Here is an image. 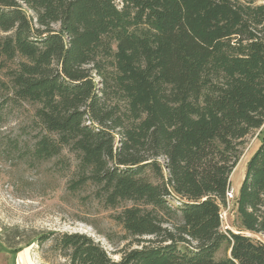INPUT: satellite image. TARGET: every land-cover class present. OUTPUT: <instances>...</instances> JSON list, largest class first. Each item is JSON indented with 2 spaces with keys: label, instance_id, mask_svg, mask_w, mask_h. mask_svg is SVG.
I'll use <instances>...</instances> for the list:
<instances>
[{
  "label": "trees",
  "instance_id": "trees-1",
  "mask_svg": "<svg viewBox=\"0 0 264 264\" xmlns=\"http://www.w3.org/2000/svg\"><path fill=\"white\" fill-rule=\"evenodd\" d=\"M121 1L0 0V57L15 64L0 91L35 105L40 128L8 148L32 166H70L68 150L72 190L132 202L116 215L133 242L119 259L82 232L35 241L68 264H264V239L244 233L264 235V134L235 197L240 232L221 217L240 146L264 124V4Z\"/></svg>",
  "mask_w": 264,
  "mask_h": 264
},
{
  "label": "rangeland",
  "instance_id": "rangeland-1",
  "mask_svg": "<svg viewBox=\"0 0 264 264\" xmlns=\"http://www.w3.org/2000/svg\"><path fill=\"white\" fill-rule=\"evenodd\" d=\"M252 1L264 4V0ZM116 2L122 6L121 0ZM14 65L0 57L1 75ZM34 112L35 105L8 101L0 91V264H68L51 242L35 241L37 233L47 230L86 233L100 242L112 258L119 259L120 251L133 246V242L125 238L126 230L116 215L132 202L111 207L98 197L92 183L72 190L70 182L75 177L77 160L68 150L64 155L70 166L58 164L57 159L32 166L8 148L6 143L11 138L19 139L22 145L34 141L40 129L34 122ZM263 134L264 124L248 134L240 146L241 155L230 177L233 196L227 194V204L222 208L223 231L240 232L235 197ZM244 233L264 239V235ZM230 254L229 243L225 242L216 258Z\"/></svg>",
  "mask_w": 264,
  "mask_h": 264
},
{
  "label": "built area",
  "instance_id": "built-area-1",
  "mask_svg": "<svg viewBox=\"0 0 264 264\" xmlns=\"http://www.w3.org/2000/svg\"><path fill=\"white\" fill-rule=\"evenodd\" d=\"M227 194H228L230 197L233 196L232 193L230 192V190H228ZM221 217H223V216H222V211H221ZM222 220H223V218H222Z\"/></svg>",
  "mask_w": 264,
  "mask_h": 264
}]
</instances>
